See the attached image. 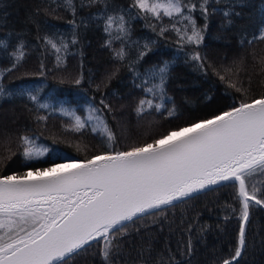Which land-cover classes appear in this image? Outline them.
Wrapping results in <instances>:
<instances>
[{
    "label": "trees",
    "instance_id": "16d2710c",
    "mask_svg": "<svg viewBox=\"0 0 264 264\" xmlns=\"http://www.w3.org/2000/svg\"><path fill=\"white\" fill-rule=\"evenodd\" d=\"M131 4L132 0H107V7L103 3L82 6L81 0H74L76 13L73 15L63 5V0L59 6L52 0H0V40L7 44V48H0V70L7 69L14 61L12 53L20 41L25 44L21 66L0 77V88L3 89L0 93V175L20 174L54 163L91 158L107 141L98 115L116 137V146L123 149L120 141L126 124L145 122L132 129L137 133L132 132L130 137L138 141L143 135L152 134L154 126L150 125V117L155 115L161 126L159 137L161 133L227 110L234 99L239 98V94L229 87L231 82L243 81L247 87L251 79L255 95L264 91L261 88L264 72H261L260 63L264 56V41L257 39L248 43L254 34L258 37L264 27V0H209L210 14L199 48L181 45L172 30L175 21L167 17L157 21L138 16L139 10L130 8ZM49 5L56 8L54 13ZM225 12L230 16L226 18ZM121 13L125 15L128 27L124 61L113 57V49L121 48V42L113 41L112 48L106 47L105 41L109 37L104 32L107 16ZM193 15L197 26L205 28L206 22L199 10ZM73 20L75 24L69 23ZM186 23H176V27L183 29ZM162 27L168 30L160 35ZM74 31L75 44L72 43ZM45 36H52L57 43L63 40L68 48L57 53L45 45ZM141 51L146 53L143 58H139ZM194 51L206 58V72L190 58ZM231 54L232 62L224 63ZM165 62L169 73L164 99L147 97L163 107L160 112L151 109L150 115L138 116L136 107L145 94L137 85L151 86L144 83L146 72ZM30 67L33 68L28 69ZM113 73L115 75L107 79ZM221 75L225 76L224 80L220 79ZM78 78L81 80L79 85L75 83ZM97 85H100L99 90ZM29 92L38 97V102L29 99ZM102 94L105 102L111 105L110 111L100 104ZM122 100L126 103L118 108L117 103ZM39 104L48 107L40 108ZM86 107L87 113L83 109ZM94 108L99 109V113L92 111ZM173 108L176 115L170 117L168 110ZM126 110H129L127 114ZM40 116L45 119L38 120ZM76 116L87 121L86 127L79 132L73 130ZM129 116H133V120ZM94 127L96 132H93ZM21 136L34 141L35 150L47 151L25 161ZM254 180H264V177L258 176ZM254 180L248 182L249 191ZM235 196L236 188L231 185L213 186L212 190L158 213L159 221L155 224L152 221L157 217L137 220L128 229L130 235L119 241L121 250L113 253L111 264H144L145 260L148 264H158L160 258L165 264L170 260L171 264H220L222 258L234 254L237 245L240 204ZM191 222H195V229L191 233L193 250L189 255L186 251L187 228ZM137 226H142L139 235ZM246 242L239 264H264V207L250 208ZM69 264L105 262L99 255V245H93Z\"/></svg>",
    "mask_w": 264,
    "mask_h": 264
},
{
    "label": "snow or ice",
    "instance_id": "6c2138e0",
    "mask_svg": "<svg viewBox=\"0 0 264 264\" xmlns=\"http://www.w3.org/2000/svg\"><path fill=\"white\" fill-rule=\"evenodd\" d=\"M52 2L60 5V0ZM85 3L89 6L103 3L107 7V0H81L82 6ZM63 5L75 15L74 0H63ZM130 8L138 9L137 15L144 18L162 21L167 17L175 21L172 30L181 45L199 48L203 42L210 14L209 0H132ZM197 10L206 22L205 28L197 26L193 15ZM55 11L56 8H51L52 13ZM45 13L49 14L47 9ZM224 16L227 18L230 14L225 12ZM183 21L187 22L183 29L176 27V23ZM69 23L75 24V21ZM155 27L153 25L154 30ZM167 30L162 27L159 34L163 35ZM104 32L109 37L105 41L106 47L112 48L113 41L121 42V48L113 49V57L124 61V39L128 34L125 15H108L104 21ZM73 37L72 43L75 44V31ZM257 39L264 41V27L260 29L259 36L254 34L248 43L252 44ZM44 43L57 53L68 48L63 40L57 43L52 36H45ZM24 47L21 40L12 53L14 61L7 69L0 70V77L21 66ZM0 48H7L5 41L0 40ZM145 55L141 51L139 58ZM190 58L207 71L206 58L199 51H194ZM260 63L261 72H264V56ZM40 68L43 73V63ZM168 73L167 62L146 72L144 83L151 86L137 85L145 94L136 107L138 116L150 115L151 109L160 112L163 105L154 104L153 99L147 97L164 99ZM113 75L115 73L107 79ZM156 79L159 82L153 83ZM220 79L224 80L225 76L221 75ZM75 83L79 85L81 80L78 78ZM229 87L239 94V98L234 99L227 110L161 133L150 142H132L123 149L117 147L116 137L98 115V123L104 125L107 141L91 158L83 162L54 163L50 167L30 169L20 174L0 175V264H69L93 245H99V255L105 264H111L113 253L121 250L119 241L130 235L128 229L137 220L157 217L158 213L212 190L213 186L227 185L236 188L235 199L240 204L239 231L234 254L222 258L220 264H239L247 246L250 208L264 207V180H254L258 176L264 177V91L259 96L255 95L251 79L247 87L243 81L231 82ZM99 88L97 85V90ZM261 88H264V83ZM28 97L38 102V97L31 92ZM100 104L111 110L103 94ZM39 107L48 105L39 104ZM92 111L99 113L100 110L94 108ZM168 114L175 116V109H169ZM74 118V131L79 132L86 127L87 121L78 116ZM44 119L43 116L38 117V120ZM96 131L94 127L93 132ZM19 139L25 161L47 151L35 150L34 141L28 136ZM249 180H254L251 191ZM158 221L159 217L152 223ZM141 227L137 226V235ZM194 229L195 222L189 223L186 246L189 255L193 250L191 233ZM147 250L150 252L151 247ZM144 264L148 261L145 260ZM158 264H165L163 258Z\"/></svg>",
    "mask_w": 264,
    "mask_h": 264
},
{
    "label": "rangeland",
    "instance_id": "374dc122",
    "mask_svg": "<svg viewBox=\"0 0 264 264\" xmlns=\"http://www.w3.org/2000/svg\"><path fill=\"white\" fill-rule=\"evenodd\" d=\"M241 51H242V54H245V51H243V50H241ZM74 59H77V57H74ZM230 60H231V62L233 60V55L232 54H231V56L228 59L225 60L224 63H228ZM32 68L33 67H30L28 69H32ZM125 103H126V101H123V100L121 102H118L117 103L118 108H122ZM83 109L85 110L86 113L88 112V108L87 107L83 108ZM118 111H119V113H122V109H119ZM128 112H129V110H126L125 114H127ZM129 118L131 120H133V116H129ZM144 124H145V122H143V121H141V122H133L131 124H126L124 130L122 131L123 138L121 139L120 144L125 148L128 144H130L132 142H138V141L145 142V141H147L149 139H152V138H158L157 136H158V133L161 132V130H160L161 126L157 122V118H156L155 115L150 117V125L154 126L153 129H152V134L143 135L142 137H140L138 139V141L136 140V138L130 137L131 133L135 131V130H132V129L136 128L138 125H144ZM135 133H137V131H135ZM137 137H138V134H137ZM67 163H72V162L69 161V162H62V163H58V164H67Z\"/></svg>",
    "mask_w": 264,
    "mask_h": 264
},
{
    "label": "water",
    "instance_id": "95a60500",
    "mask_svg": "<svg viewBox=\"0 0 264 264\" xmlns=\"http://www.w3.org/2000/svg\"><path fill=\"white\" fill-rule=\"evenodd\" d=\"M84 160H82V161H77V162H83ZM35 177H29V179H34Z\"/></svg>",
    "mask_w": 264,
    "mask_h": 264
}]
</instances>
